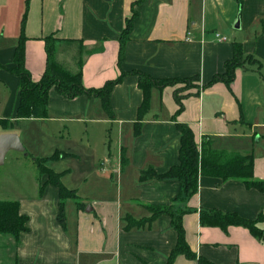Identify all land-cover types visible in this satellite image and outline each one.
<instances>
[{"label":"crops","instance_id":"obj_1","mask_svg":"<svg viewBox=\"0 0 264 264\" xmlns=\"http://www.w3.org/2000/svg\"><path fill=\"white\" fill-rule=\"evenodd\" d=\"M130 18L119 62L120 35ZM51 35L83 42L86 88L125 73L109 94L113 116L94 94L70 99L52 88L47 117L18 121L20 77L10 70L15 49L25 36V66L37 81ZM65 45L57 42L58 59L70 61L76 46ZM236 45L261 65L237 67L230 85L211 83ZM136 72L193 78L153 88L138 133L145 95ZM177 123L193 130L199 149L206 138L214 149L252 154L254 178L264 181V0H0V134L16 132L24 146V152L9 150L4 163L9 157L21 167L30 156L37 168L24 174L17 167L23 179L14 188L0 181V198L19 200L29 216L18 242L0 234V264H168L178 231L172 213L153 217L156 206L180 213L185 241L197 255L178 254L172 264H201L199 257L207 264H264V239L248 227L223 228L200 218L202 210H219L256 219L264 213V188L201 175L196 193L182 199L178 179L143 178V171L164 174L179 163ZM58 151L64 155L48 159L47 167L62 172V182L77 194L66 199L63 221L60 190L35 162ZM12 192L19 195L3 196ZM259 226L264 229V221Z\"/></svg>","mask_w":264,"mask_h":264},{"label":"trees","instance_id":"obj_2","mask_svg":"<svg viewBox=\"0 0 264 264\" xmlns=\"http://www.w3.org/2000/svg\"><path fill=\"white\" fill-rule=\"evenodd\" d=\"M135 14V13H134ZM132 18L127 20L125 29L120 35V54L119 62L123 60L125 44L129 38ZM67 42L66 50H71L73 45L76 50L73 54V63L67 60H60L57 57V42ZM47 64L42 77L35 81L30 71L25 66V36H23L15 49L14 65L10 70L20 77V101L17 107L18 121L26 117L44 118L48 116L49 92L55 88L66 98H75L82 94L96 95L101 99L103 108L113 116L109 105V94L113 87L119 83L122 73L114 80L108 81L101 88H86L82 83V66L84 45L81 40L59 39L51 35L45 38ZM258 63L261 61L252 55H245L240 45L235 46V53L232 60L225 64V71L216 74L211 83L223 81L230 85L234 80L237 67H247V64ZM140 76L139 85L144 90V101L139 107L136 132L140 131V124L145 114L149 110L152 89L161 88L166 85L178 82H189L193 78H154L144 72H136ZM183 107L180 97L176 94ZM9 127V126H6ZM11 127V125H10ZM181 135V147L179 152V163L174 165L164 174H158L154 170L143 171V178H176L181 182L182 192L179 198L187 199L194 195L198 189V179L201 175H209L226 179H241L248 187H255L259 190L264 188V181L254 178V158L252 154H242L230 152L225 149H214L204 138L201 149L198 148L194 138L193 130L184 123H177ZM64 155L60 151L56 152L51 158L41 157L39 160L57 159ZM38 159V158H36ZM39 173L48 174V182L58 186L60 190V221L64 220V204L66 199L77 197L76 191L69 189L62 182V172H57L49 167L41 168L37 163ZM153 217L164 212L172 213L173 226L178 231V244L173 249L168 258V264H172L173 259L178 254H185L189 258H197L185 241L184 228L181 222L180 213L171 212L170 207H152ZM201 222L207 225H215L227 228L229 225H243L248 227L252 233L259 238H263L264 229L259 224L264 221V213H260L256 219L241 217L236 212L224 213L219 210H202L200 213ZM29 216L20 212V201L17 199L0 198V234H12L18 242L21 232L27 231ZM128 225H131L128 223ZM201 264H207V260L199 257Z\"/></svg>","mask_w":264,"mask_h":264},{"label":"rangeland","instance_id":"obj_3","mask_svg":"<svg viewBox=\"0 0 264 264\" xmlns=\"http://www.w3.org/2000/svg\"><path fill=\"white\" fill-rule=\"evenodd\" d=\"M66 48H67V46L65 47V49ZM58 56L59 55L57 53V57ZM70 58H71V60L68 61V62L70 64H72L73 63V57H70ZM62 60H67V59L64 57V59H62ZM190 83H191V80L188 82V84H190ZM20 152H18L16 154H19ZM22 152H24V151H22ZM39 159L40 158L35 159L36 164L38 163L41 166V168L46 167L47 166V161H43V160H39ZM66 162L67 161L63 162L62 164L60 163L58 167L59 168L63 167V164H67ZM17 167L21 171H23L24 174H28L29 173L28 171H30V170H33V172L37 171L36 165H35V163L33 162V160L31 159L30 156L27 157V161H25L24 164L21 165V167L19 166V164L17 162H12L11 163L9 161V157H8L7 161L5 163H3L2 165H0V181H1V183L2 182L8 183V184L12 185L13 188H14V186H17L18 184H21V181L23 179V176H22L23 174L20 173V172H17V169H18ZM24 176H26V175H24ZM32 186H33V184L28 183V185L26 187L32 188ZM8 188H11V187H8ZM31 192L32 191H27V193H31ZM7 195H10L11 197H15V196H17L19 194H17V193L14 194V192H12V193H8V194H4L3 196H7ZM73 198L76 199V197H73Z\"/></svg>","mask_w":264,"mask_h":264},{"label":"water","instance_id":"obj_4","mask_svg":"<svg viewBox=\"0 0 264 264\" xmlns=\"http://www.w3.org/2000/svg\"><path fill=\"white\" fill-rule=\"evenodd\" d=\"M237 26H239V22L237 23ZM9 150H24L23 143L16 132H5L0 134V165L4 163L5 155Z\"/></svg>","mask_w":264,"mask_h":264},{"label":"built area","instance_id":"obj_5","mask_svg":"<svg viewBox=\"0 0 264 264\" xmlns=\"http://www.w3.org/2000/svg\"><path fill=\"white\" fill-rule=\"evenodd\" d=\"M217 37H219L220 35L219 34H216Z\"/></svg>","mask_w":264,"mask_h":264}]
</instances>
